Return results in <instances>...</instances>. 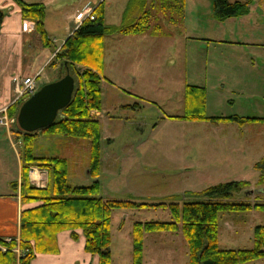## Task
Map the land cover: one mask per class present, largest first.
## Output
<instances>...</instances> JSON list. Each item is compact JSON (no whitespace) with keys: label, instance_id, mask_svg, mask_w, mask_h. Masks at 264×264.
Masks as SVG:
<instances>
[{"label":"rangeland","instance_id":"1","mask_svg":"<svg viewBox=\"0 0 264 264\" xmlns=\"http://www.w3.org/2000/svg\"><path fill=\"white\" fill-rule=\"evenodd\" d=\"M127 1L105 0L106 25L122 23L121 11ZM64 2L74 8L78 5L77 0H62L58 5ZM157 3L158 0H148L146 10L151 13L150 23L155 24V17H159L157 22L163 30H167L169 23L162 17L171 14L160 12ZM88 4L86 2V5L77 8L73 17L75 29L83 21L91 20L89 10L93 11L97 5L89 9ZM249 6L248 15L233 17L226 24L217 25L211 0H184L183 15L190 33L210 34V39L238 41L243 44L223 46L214 40L192 39L189 45L191 52L184 56L178 50V42L171 50H165L166 45L163 44L162 51L155 53L160 55L155 59L153 67H147L146 64L143 67L132 66L131 70L138 80L129 87L124 86L123 80L117 79L118 76L122 77L121 64L127 56L121 59L122 56L117 55L118 45L107 41V67L103 72L105 79L101 82L102 106L100 111L91 112V117L99 122L101 133L98 196L146 204L172 201L180 203L185 198L181 196L184 192H200L219 183L246 181L249 183L247 191L234 192L227 201L264 203V186L257 184L258 172L255 170V164L264 157V125L255 123L256 121H187L176 116L182 112L183 107L185 84L180 82L179 85L177 76L183 71V66L187 67V84L204 90V107L201 112L205 116H264V47L255 45L258 47L251 49L250 45H246L256 42L258 38L264 39V0H251ZM54 7L55 5H49L46 14L47 25L51 28L56 13ZM0 11L6 12L3 9ZM132 18H138V13L135 12ZM250 18L261 19L260 29L252 30ZM54 25L57 31L58 25ZM201 25L204 26L202 30L199 28ZM216 26H224L225 31L231 30L233 33L223 36L222 29H217ZM181 28V25H177L171 27L170 31L173 36H177ZM171 45H175L174 41ZM53 50L54 47L51 46L49 52ZM116 58L119 62L112 63ZM50 66L43 59L37 67L40 73L36 80L37 89L45 81L57 76ZM126 67L130 68L129 65ZM112 73L118 76L114 78ZM143 76L151 79H143ZM157 80H162L164 86L155 87L158 85ZM14 98L13 90L10 105ZM9 106L0 109V117L7 115ZM3 110H6V114ZM7 118L10 121L7 130L10 131L11 119ZM216 124L221 126L220 129L216 128ZM1 127L2 132L6 131L5 127ZM13 142H17L15 135ZM89 147L88 139L60 134H38L33 142L35 154L67 159V180L71 186L90 185L93 181L88 173ZM16 148L20 151V144L17 143ZM41 174H44V181H33V185L40 188L45 187L48 181L46 171H41ZM174 196L176 200L173 199ZM170 220V211L163 207L113 210L110 251L114 264H119L123 258L128 259L131 264L133 223ZM258 225L264 226V210L220 213L219 248H252L253 229ZM151 236L146 235L145 238V260L149 256L151 244H157L152 241ZM175 236L179 240L173 245L175 250L167 251V247L172 246L171 242L158 241L161 252L156 255H168L171 260L177 256L179 264L186 263L188 253L185 241L181 234ZM245 264H264V257Z\"/></svg>","mask_w":264,"mask_h":264},{"label":"trees","instance_id":"2","mask_svg":"<svg viewBox=\"0 0 264 264\" xmlns=\"http://www.w3.org/2000/svg\"><path fill=\"white\" fill-rule=\"evenodd\" d=\"M214 19L242 17L249 13L251 0H211ZM21 18L33 22L34 30L43 46L50 40L44 27L45 7L42 3L14 0ZM101 1L93 10L94 19H87L66 38L48 64L58 65L60 74L69 73L74 79V91L70 103L59 111L56 120L48 127L32 133L23 132L16 123L19 107L25 100L14 102L7 108L11 119L10 132L20 139L21 161L20 202L33 204L24 208L19 216L18 238H0L5 251L0 252V264H30L37 254H55L58 251L56 235L69 231L73 241L78 231L84 238V251L99 258L98 264H112L111 214L115 209L163 207L170 211V221L135 222L132 226L131 264H142L145 234L180 232L187 246V264H245L264 257V226L253 229V246L249 249H220L218 246L219 214L227 211L264 210V203H232L227 200L234 192L247 191L246 181H231L209 186L200 192H184L182 201L146 204L127 200L104 199L98 196L100 185V125L91 117L92 111L101 109V82L104 77V39L113 34L158 35L160 24L151 25V13L145 0H129L122 14L120 25H106L104 5ZM184 0H158L157 8L163 14L183 16ZM137 12L138 18H132ZM167 15V14H166ZM3 12L0 11V22ZM168 18L170 22L181 18ZM54 80V81H55ZM53 82V81H51ZM44 85V84H43ZM204 90L186 85L184 88V115L177 117L196 121L264 122L262 118L237 116L209 117L203 109ZM38 134H60L88 139V173L93 179L90 185L71 186L68 183V161L64 157L37 155L33 142ZM37 168L47 173L45 187L30 183L28 172ZM257 184L264 186V157L255 164ZM16 182L11 183L15 187ZM176 200V196L173 197ZM181 200V199H180Z\"/></svg>","mask_w":264,"mask_h":264},{"label":"crops","instance_id":"3","mask_svg":"<svg viewBox=\"0 0 264 264\" xmlns=\"http://www.w3.org/2000/svg\"><path fill=\"white\" fill-rule=\"evenodd\" d=\"M27 3H42L45 7V17H44V27L47 33V36L50 40L48 47L43 46L39 36L34 30V24L31 21L23 20L21 18L20 9L14 0H0V9H3V18L0 22V109L10 105L13 90H14V79L21 77L33 76L38 71L37 67L41 64L42 60L45 59V63H48L52 58L53 54L59 50L63 42L69 37L72 32L75 30V24L73 17L76 14L77 8L86 5L88 2L89 9L93 6L98 5L101 0H77V7L74 8L71 5H66V3L59 4L62 0H23ZM64 1V0H63ZM103 1L104 7V18L106 19V8L105 0ZM129 1V0H128ZM127 1V2H128ZM148 3V0H145ZM49 2V3H47ZM127 2L124 5L121 14H123ZM49 5H55L54 11H56L53 18V23L57 24V31H55V25L53 24L52 28L47 25L46 14ZM250 10V6H249ZM249 14V13H248ZM247 14V15H248ZM173 15H165L162 18H166L169 26L167 30L161 29L158 35H153L151 33H144L139 35H121L113 34L106 36L104 39V71L107 67L106 65V43L111 41L119 47V54L121 59L127 58L121 64L122 77L112 73L111 76L117 79H121L124 82V86H133L138 78L134 75V72L131 70L133 65H138L143 67V64H146L147 67H153L155 59L159 58V54L155 55L156 52L162 51L163 44L166 45L165 50H171L175 48L178 42V46L181 51V54L187 55L191 52L189 45L192 43V39H200L207 41H217L226 46L228 44H243L238 41H227L223 39H210L212 35H193L188 30V25L185 22L184 15L182 17H176ZM246 16V15H245ZM244 17V16H243ZM122 18V15H121ZM158 18L155 17V21L158 24ZM168 18H181L178 21L170 22ZM233 18H228L223 21L214 20L217 25L226 24ZM253 23V29H260L261 19L260 18H250L249 20ZM155 23V24H156ZM154 25V24H153ZM181 25V31L177 36H173L171 33V27ZM183 25V26H182ZM217 29L221 30V35H231L233 32L231 30L225 31L224 26H216ZM199 28L202 30L204 26L201 25ZM251 29V28H250ZM215 32L217 30H214ZM256 42H250L246 45H250L251 49H254L255 45L263 48L264 39H256ZM59 43L57 44V42ZM174 41L175 45H171V42ZM53 46L54 50L49 52L50 47ZM116 47V48H118ZM230 47V46H229ZM174 50V49H173ZM172 50V52H173ZM118 59H113L112 63H118ZM129 65L130 68L126 67ZM49 66V64H48ZM52 70L55 71L57 75L54 79L45 81L43 84L54 81L59 75L58 65L50 66ZM183 71L178 73L179 85L180 82H184V86L189 85L187 79V67L183 66ZM117 72L119 70H116ZM112 72V71H111ZM132 78V79H131ZM143 79H151L143 76ZM110 82H113L112 79H109ZM158 85L155 87H163V81H158ZM185 88V87H184ZM184 91H183V107H181L182 112L176 116H181L185 112L184 104ZM102 106V103H101ZM99 113V112H98ZM213 117V116H209ZM264 117V116H262ZM259 117V118H262ZM227 123V122H226ZM264 125V122H255ZM219 124V123H218ZM216 124V128L220 129V125ZM2 129V127L0 126ZM5 132V133H4ZM2 132L0 130V238L10 239L18 238L19 235V216L21 210L27 207H31L33 204H21L20 202V179H21V161L19 157V151L16 148L17 143L20 139H17V142H13V134L6 129ZM20 144V143H18ZM37 168H30L28 172V178L31 184L37 179V181L44 179V174H41L42 170ZM43 172V171H42ZM32 174V175H31ZM38 174V176H37ZM36 176V177H35ZM35 178V179H34ZM44 181V180H43ZM16 182L15 187H11V183ZM36 182V181H34ZM161 236H151V234L144 235L143 243V260L142 264H177L178 257H174L172 260L168 255H156V253L161 252V244L158 243L162 240L169 241L172 243V246L167 247V251L175 250L173 246L176 244L177 240L175 235H180V232L176 233H160ZM146 235H150L152 241L157 242V244L150 247L149 256L147 260L144 257L145 250V238ZM174 235V236H173ZM169 237V238H167ZM181 241V240H180ZM56 243L58 251L55 254H37L30 262V264H98L99 258L97 255H93L84 251V238L80 231H78V240L73 241L70 237L69 231H62L56 235ZM112 264H114V258L111 255ZM187 263V262H186ZM183 262V264H186ZM119 264H129L128 259L124 258L119 261ZM179 264V263H178Z\"/></svg>","mask_w":264,"mask_h":264},{"label":"water","instance_id":"4","mask_svg":"<svg viewBox=\"0 0 264 264\" xmlns=\"http://www.w3.org/2000/svg\"><path fill=\"white\" fill-rule=\"evenodd\" d=\"M73 91L74 79L69 73L42 85L20 105L16 115L18 127L32 133L50 126L59 111L70 103Z\"/></svg>","mask_w":264,"mask_h":264},{"label":"built area","instance_id":"5","mask_svg":"<svg viewBox=\"0 0 264 264\" xmlns=\"http://www.w3.org/2000/svg\"><path fill=\"white\" fill-rule=\"evenodd\" d=\"M89 12H91L89 15L91 17V20H93L94 16L92 13L93 12L92 9H90ZM39 76H40V73L37 72L33 76L25 77V78L20 79V80L18 78L14 79V84H15L14 102L26 99V97L28 98L30 95H32L34 92H36V90H37L36 80ZM5 111L6 110H3L4 114H6ZM7 117H8L7 115H5L4 117H0V126H3L6 129H8L9 122H10V121H8ZM3 251H5V247L3 245H0V252H3Z\"/></svg>","mask_w":264,"mask_h":264},{"label":"bare ground","instance_id":"6","mask_svg":"<svg viewBox=\"0 0 264 264\" xmlns=\"http://www.w3.org/2000/svg\"><path fill=\"white\" fill-rule=\"evenodd\" d=\"M32 175V174H31ZM37 176H38V174H37ZM36 177V176H35ZM35 179V178H34ZM37 180V179H36Z\"/></svg>","mask_w":264,"mask_h":264}]
</instances>
